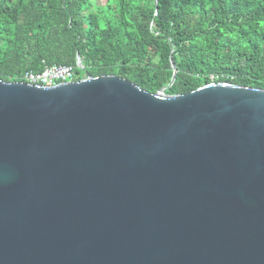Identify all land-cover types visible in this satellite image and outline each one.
Instances as JSON below:
<instances>
[{"label": "water", "instance_id": "1", "mask_svg": "<svg viewBox=\"0 0 264 264\" xmlns=\"http://www.w3.org/2000/svg\"><path fill=\"white\" fill-rule=\"evenodd\" d=\"M165 90L0 79V264H264V89Z\"/></svg>", "mask_w": 264, "mask_h": 264}, {"label": "trees", "instance_id": "2", "mask_svg": "<svg viewBox=\"0 0 264 264\" xmlns=\"http://www.w3.org/2000/svg\"><path fill=\"white\" fill-rule=\"evenodd\" d=\"M77 58L152 94L264 89V0H0V79Z\"/></svg>", "mask_w": 264, "mask_h": 264}, {"label": "built area", "instance_id": "3", "mask_svg": "<svg viewBox=\"0 0 264 264\" xmlns=\"http://www.w3.org/2000/svg\"><path fill=\"white\" fill-rule=\"evenodd\" d=\"M78 59L79 58H77L74 66H46L41 73L26 71L22 76V79L24 80L22 82L50 87L90 77L87 74V68L82 65Z\"/></svg>", "mask_w": 264, "mask_h": 264}, {"label": "rangeland", "instance_id": "4", "mask_svg": "<svg viewBox=\"0 0 264 264\" xmlns=\"http://www.w3.org/2000/svg\"><path fill=\"white\" fill-rule=\"evenodd\" d=\"M88 68V67H87Z\"/></svg>", "mask_w": 264, "mask_h": 264}]
</instances>
